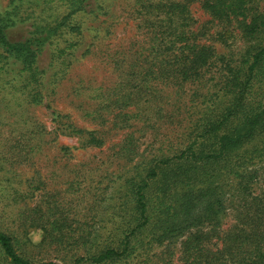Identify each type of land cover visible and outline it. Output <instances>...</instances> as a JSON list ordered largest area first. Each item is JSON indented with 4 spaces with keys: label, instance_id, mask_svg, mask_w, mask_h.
Returning <instances> with one entry per match:
<instances>
[{
    "label": "rangeland",
    "instance_id": "374dc122",
    "mask_svg": "<svg viewBox=\"0 0 264 264\" xmlns=\"http://www.w3.org/2000/svg\"><path fill=\"white\" fill-rule=\"evenodd\" d=\"M0 13L9 40H27L33 52L25 67L24 56L0 48V230L34 263L99 264L94 256L122 249L134 225L138 182L189 146L214 148L203 128L228 105L229 81L247 69L257 39L199 0H0ZM196 43L211 56L187 79ZM250 88V102H264L261 75ZM225 164L220 228L232 222L237 194ZM241 164L255 175L242 188L263 191L264 157ZM183 236L158 245L145 231L132 253L101 264H183ZM0 264H11L1 248Z\"/></svg>",
    "mask_w": 264,
    "mask_h": 264
},
{
    "label": "trees",
    "instance_id": "16d2710c",
    "mask_svg": "<svg viewBox=\"0 0 264 264\" xmlns=\"http://www.w3.org/2000/svg\"><path fill=\"white\" fill-rule=\"evenodd\" d=\"M199 2L213 18L234 20L243 35L251 40L257 39L250 52L251 61L243 74L231 77L225 93L229 95V103L222 114L203 128L204 136L214 139V148L204 143L198 149L189 146L174 166L167 158L151 169L149 179H143L132 189L134 225L126 232L123 248L104 249L92 259L95 263L129 255L132 241L143 232L151 231L149 242L158 245L185 235L181 240L183 264H264V190L255 194L242 188L245 180L255 178V175L244 171L242 174L236 168L242 167V160L246 163L254 157H264V102H250V84L260 75L264 78V11L259 9L257 0ZM171 8H179L180 14L190 12L189 5L183 2H173ZM9 25L0 13V48L7 54L24 56L23 65L29 67L28 58L33 54L31 45L27 40L10 41ZM177 35L180 41L186 40L185 31ZM188 47L194 51L192 58L184 64L187 68L183 77L187 79L197 75V70L207 65L211 56L204 45L196 43L193 46L188 44ZM222 162L226 163L225 173L233 175L236 180L237 191L230 196L234 203L230 213L232 222L225 228L219 227L218 219L223 209V192L218 183ZM242 175L244 178L239 179ZM155 183L154 190L151 187ZM206 224H211V228H202ZM190 227L199 228L184 234ZM0 248L11 264H53L34 263L27 259L17 251L12 237L1 230Z\"/></svg>",
    "mask_w": 264,
    "mask_h": 264
}]
</instances>
